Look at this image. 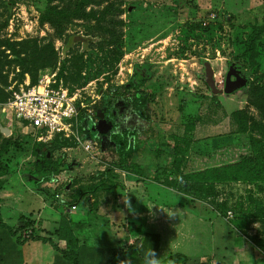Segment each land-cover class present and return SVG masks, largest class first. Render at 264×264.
<instances>
[{"label": "rangeland", "instance_id": "obj_1", "mask_svg": "<svg viewBox=\"0 0 264 264\" xmlns=\"http://www.w3.org/2000/svg\"><path fill=\"white\" fill-rule=\"evenodd\" d=\"M108 1L116 4L118 0ZM121 1L122 12L109 13L107 17L113 22L123 21L124 25L115 28L116 31L120 28L122 42L108 45L106 40L87 31L93 21L73 19L64 24L59 38L52 39L55 64L33 65L35 83L48 79L50 85L75 93L77 101L84 105L78 132L81 139L92 142L88 151L71 141L63 146L37 142L28 127L1 110L3 101H0V145L7 137L15 142L0 156V165L8 167V172L0 176L2 201L27 194L22 203L9 204L16 213L36 206L42 209L44 203L37 204L35 198L50 202L52 211L49 208L47 211L51 213L79 206L81 209L76 213L94 215L100 223L115 222L114 229L121 231L134 222L145 223L146 217L152 216L153 224L166 226L175 233H190L195 237L191 242H196L195 247L212 246L207 217L213 218L212 230L225 227L224 223H235L253 236L256 232L264 233V216L255 204L261 200L262 192L254 185L216 184L215 196L194 201L189 191L184 192L183 184L166 188L158 183L162 175L154 180L155 171L159 170L156 168L164 163L165 153L169 152L163 143L169 141L166 139L170 133L185 134L190 139L189 149L200 153L222 143L244 141L249 133L259 137L257 130L234 132L229 114L233 109L244 108L259 119L257 111L247 104V91L250 85L264 81V0ZM45 3V0H0V41L36 39L38 44H44L50 40L52 29L38 20V10ZM93 9L100 10L101 5ZM210 13L214 15L212 18ZM203 21L206 27L201 25ZM253 32H256L253 45L257 54L254 63H250L249 52L243 60L240 54ZM68 36L71 40L66 43ZM80 56L84 61L78 72L80 78L73 81V60ZM11 58L9 50L0 46V73L5 75L6 82L0 84L5 91L30 84L31 72L20 75L19 66L6 62ZM136 66H143L148 72L141 88L145 102L139 109L132 108L133 89L127 86ZM104 111L110 117L104 116ZM125 116L129 117L128 127ZM188 123L193 125L189 131L185 129ZM128 128L136 137L133 157L143 171L141 175L114 166L117 143L112 135L122 139ZM161 147L164 154L157 150ZM39 153L67 163V168L52 180L31 187L33 179L39 177L34 175L31 161ZM217 161L212 159L211 163ZM106 169L110 170L102 175ZM100 180H103L102 188L78 195ZM20 185L25 186L23 194ZM73 195L80 197V201L70 206ZM220 202H224V208L218 206ZM226 208L232 209L238 218H226ZM193 209L206 220L199 221L192 214H196ZM84 221L92 222V218ZM174 234L169 237L179 247H192ZM196 239L201 242L197 243ZM220 243L223 246L224 240ZM221 244L215 247H222ZM3 256L14 260L13 264L24 261L23 257L6 252Z\"/></svg>", "mask_w": 264, "mask_h": 264}, {"label": "trees", "instance_id": "obj_2", "mask_svg": "<svg viewBox=\"0 0 264 264\" xmlns=\"http://www.w3.org/2000/svg\"><path fill=\"white\" fill-rule=\"evenodd\" d=\"M45 2V5L38 10V20L40 24L46 23L52 29L50 40L44 44H38L36 39H24L19 41L4 39L0 41V46L9 50V55L12 57L11 59H7L6 62L19 66L21 69L20 75H22L24 71L31 72L29 81L30 85L35 84L36 82V73L33 65L35 66L39 63L53 66V64H55L56 52L53 49L52 39L59 38L64 30V24L73 19L83 20L86 23L93 21L91 29L88 28L87 31L91 32L94 36L100 37L104 41L106 40L108 45L122 42V32L120 28L118 31H116L115 28L116 26L120 27L124 25L123 21L121 19H116V21L113 22L111 18L107 17L109 13L117 15L122 12L121 0H118L116 4L108 0H45ZM102 2L104 3L103 5ZM99 5H101L100 10L93 9V6ZM87 7L89 8L86 11ZM202 26L206 27L207 25ZM255 38L256 32H253L249 42L245 45L244 51L240 54L242 60L244 55L249 52V62H253L254 57L257 54L253 45ZM70 40L71 39L68 36L65 42L68 43ZM83 63L84 61L81 59V56L76 57L73 60V67H75V72H73L72 77L73 81L80 78L78 72ZM1 64L0 60V65ZM147 77L148 72L145 67H134L129 85H127L130 89H133L130 96V102L134 109H139V107L145 102V97L141 88L147 80ZM0 82H3L4 84L6 83L5 75L2 73H0ZM247 92L249 95L247 104L257 111L259 119L256 120L244 108L233 109L230 112L229 117L235 125L234 132L246 133L251 130H257L259 137H254L249 133L250 135L244 141L222 143L206 153H200L189 149L190 139L185 134L178 135L170 133L166 139L169 141L163 143V145L168 146L169 150V152L165 153L167 161L165 160L161 166L156 168L159 170L155 171L154 180H158V176L162 175L163 179L158 183L166 188L176 187L179 183L183 184L184 192L189 191L191 200L194 201H204L209 196H215L216 184L234 182L251 184L254 185L258 191L262 192L261 200L256 201L255 204L256 210L264 216V130H262L264 127V81L261 84L250 85ZM8 95L9 91H5L0 84V101H5ZM83 112L84 108H81L77 119L78 123L82 120ZM109 115L108 112L104 111V116L110 117ZM125 118L127 119L125 123L128 127L130 126V121H128L129 117L125 116ZM185 127V129L189 131L192 129L193 125L188 123ZM28 132L32 135L31 130ZM133 134L134 131L128 128L124 131L122 139L117 135H112L117 143L115 150L117 159L114 162V166H120L130 173L141 175L143 174V171L139 168L133 157L134 145L137 142L135 141L136 137H133ZM66 141H71L73 144L76 143L73 139L58 136H54L46 143L56 142L58 146H63ZM37 142H41V144L44 143L43 141ZM14 144L15 142L9 139V137L4 138L0 145V156L5 154L8 148ZM157 150L159 153L164 154L162 153V147ZM212 159H218L219 161L212 164ZM31 165L34 175L39 174V177L33 179V186H38L42 182L52 180L56 174L67 168V163L53 159L50 155L45 153L35 154ZM107 170L110 169L102 171L101 174L106 175ZM6 172H8L7 165H0V176ZM1 186L2 182L0 181V188ZM102 186L103 180H100L95 184L88 186L87 189L80 191V194L78 195H83L84 191L89 193L97 191L102 188ZM79 201L80 197L75 196L73 202L69 205L74 206ZM218 206L224 208L225 204L224 202H220ZM194 210L195 209H193V211ZM227 210L228 209L226 208L224 211L225 215ZM194 212L200 214V212ZM233 218H238V215L235 217V213H233V216L230 219L235 220ZM230 224L232 228L235 229L234 231H236V235L239 236V238L235 236L233 239L234 247H239L242 239L245 238L264 253L263 239H257L256 234L254 237L248 236L239 226H235V223ZM0 228L5 229L7 236L13 238L14 244L16 245H22L28 240H39L51 245V248L59 253L62 259L71 262V264H75L76 252L74 250L75 247L72 246L76 244V239L72 234L67 220L63 216L60 217L55 230L57 239L64 240L67 246L63 248L56 247L51 238L37 235L38 221L24 217L23 215L18 216L17 226L14 229H11L3 223L0 216ZM146 236L148 235H144L143 239H145ZM153 236L155 237L153 245V250L155 251L158 244V235L154 234ZM20 251V247H15V252L12 253V255L19 257L21 256ZM4 252L7 253L6 247H1L0 264H9V260L11 259L8 257L5 258L3 256ZM169 260H171L173 264H185L186 257L181 253H172L169 254L164 261L168 264ZM19 261L18 264H22V261ZM207 262L208 261L205 260L196 264H207ZM215 264L224 263L216 262Z\"/></svg>", "mask_w": 264, "mask_h": 264}, {"label": "crops", "instance_id": "obj_3", "mask_svg": "<svg viewBox=\"0 0 264 264\" xmlns=\"http://www.w3.org/2000/svg\"><path fill=\"white\" fill-rule=\"evenodd\" d=\"M20 187V193L23 194L25 186L20 185ZM31 187H33V183ZM25 195L27 194L24 193V197H17L15 199L8 197L10 200L6 198L5 201H2L3 199L0 195V216L2 222L11 229H14L17 226V218L19 215L34 219L38 221L36 234L51 238L56 247L63 248L67 246L64 240L57 239L55 230L60 217H65L76 239V244L72 246L75 247L74 250L76 252L75 264H118L119 260L126 258L130 260L131 264H142L141 258L143 254L148 249H153L155 242L154 234L158 235V244L155 253L160 256L163 264H166L164 261L165 258L172 253L185 255V264H196L205 260L208 261L207 264H215L216 262H223L224 264H264V253L248 239L243 238L240 246L234 247L233 239L237 233L229 223H224L225 227L220 226L219 229L212 230L214 227L213 218H206L208 220V226L211 228L209 240H211L212 246L195 247L196 242L191 243L192 238L195 237L191 236L190 233L183 231L175 233L166 226L163 227L159 224H153L151 223L153 220L152 216L146 217L145 223L134 222V224L126 228L124 226L125 231H121L119 228L114 229L115 222L109 223L108 221H102L100 223L94 218V215H89L92 218V222L88 221L87 223L86 221L84 223V220H89L90 217H87L88 214L86 212L76 213V211L81 209L79 206L65 208V211H57L58 213L56 211L51 213L47 211L48 208L51 210V203L44 200L43 202L37 198L34 199L35 202L37 201V204L40 202L42 204L44 203L45 206L43 208L45 209H36L38 207L36 206L30 207L29 209H22L17 213L16 211L12 212L9 204L15 202L22 203L25 200L24 198H28ZM2 203H6V205L4 206ZM192 214L198 216L197 219L199 221L206 220L200 214ZM174 233L184 238L186 240L185 243L190 242L192 247H184L185 245L179 247L177 242L169 237ZM246 234L254 237L251 235L252 233L249 234L247 232ZM263 234V232H256L257 239L264 238ZM144 235L148 236L143 239ZM168 237L169 239H167ZM222 240H224L223 246L220 243ZM196 241L200 243L201 239H196ZM220 244L222 247H215ZM1 247H6L9 255L15 252V247H20L21 257L24 258L22 264H71V262L62 259L61 255L54 251L48 243H43L39 240H28L22 245H16L14 244L13 238L7 236L5 229L0 228V250ZM13 261L9 260V264H13Z\"/></svg>", "mask_w": 264, "mask_h": 264}, {"label": "built area", "instance_id": "obj_4", "mask_svg": "<svg viewBox=\"0 0 264 264\" xmlns=\"http://www.w3.org/2000/svg\"><path fill=\"white\" fill-rule=\"evenodd\" d=\"M213 16V13L209 14V17ZM8 91L1 110L28 127L35 140L47 142L58 136L73 139L87 151L91 148L92 142L81 139L78 132L77 119L84 105L77 101L75 93L65 87L50 85L48 79H39L35 84L26 83ZM232 216V209H228L225 217L230 219Z\"/></svg>", "mask_w": 264, "mask_h": 264}, {"label": "clouds", "instance_id": "obj_5", "mask_svg": "<svg viewBox=\"0 0 264 264\" xmlns=\"http://www.w3.org/2000/svg\"><path fill=\"white\" fill-rule=\"evenodd\" d=\"M142 264H162L160 256H158L155 251L150 248L142 256ZM118 264H131L129 259L119 260ZM168 264H173L171 260L168 261Z\"/></svg>", "mask_w": 264, "mask_h": 264}]
</instances>
